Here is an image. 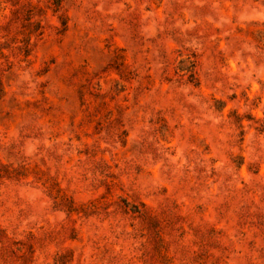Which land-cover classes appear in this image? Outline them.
Masks as SVG:
<instances>
[{
    "label": "rangeland",
    "instance_id": "rangeland-1",
    "mask_svg": "<svg viewBox=\"0 0 264 264\" xmlns=\"http://www.w3.org/2000/svg\"><path fill=\"white\" fill-rule=\"evenodd\" d=\"M0 264H264V0H0Z\"/></svg>",
    "mask_w": 264,
    "mask_h": 264
}]
</instances>
